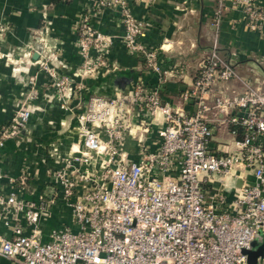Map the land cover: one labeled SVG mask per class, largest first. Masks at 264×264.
Returning <instances> with one entry per match:
<instances>
[{
	"label": "built area",
	"instance_id": "2783aa9c",
	"mask_svg": "<svg viewBox=\"0 0 264 264\" xmlns=\"http://www.w3.org/2000/svg\"><path fill=\"white\" fill-rule=\"evenodd\" d=\"M88 1L91 9L75 26L80 74L105 67L111 40L91 18L110 10L124 29L121 45L158 83L134 84L110 99L89 97L73 113L78 146L50 171V194L22 199L4 193L0 184V257L10 264H249L246 253L264 242V86L243 79L220 55L217 27L224 0H215L211 47L180 95L193 106L190 113L162 103L159 88L169 74L159 61L164 45L151 48L140 41L145 22L131 12L138 0ZM231 2L243 6L250 31H263L264 9L253 0ZM54 54L44 50L40 65L49 86L67 98L72 81L49 66ZM229 81L241 91L230 96L215 91ZM209 114L221 116L235 150L212 145ZM155 115L162 127L151 146L146 136ZM29 117L27 107L13 113L0 127V148L21 133ZM125 135L138 146L136 160L124 149ZM26 181L19 179L22 186ZM58 202L70 222L51 226ZM254 264H264V257Z\"/></svg>",
	"mask_w": 264,
	"mask_h": 264
},
{
	"label": "crops",
	"instance_id": "0c3cea01",
	"mask_svg": "<svg viewBox=\"0 0 264 264\" xmlns=\"http://www.w3.org/2000/svg\"><path fill=\"white\" fill-rule=\"evenodd\" d=\"M253 2L264 9V0ZM224 6L217 27L220 55L235 65L243 79L264 86V28L260 33L250 31L243 6L233 5L231 0H224ZM91 7L88 0H0V127L9 123L15 111L30 109L25 128L0 148V184L6 194L32 199L51 188L49 173L57 160L78 146L73 113L89 97L110 99L134 84L151 88L158 83L157 75L145 70L121 45L124 29L110 10L91 18L93 27L111 40L105 67L80 74L82 58L75 45V26ZM214 9L215 0H138L131 9L135 19L145 22L140 41L151 48L164 45L159 61L169 74L159 88L162 103L185 113H190L193 106L183 102L180 95L191 85L197 64L211 47ZM36 39L39 43L41 39L52 42L55 56L48 64L71 79L73 89L67 98L49 86V75L42 69L39 56L32 58ZM91 56L94 58L95 53ZM221 86L215 91L220 89L226 96L241 91L235 81ZM155 117L146 136L151 146L156 144L162 127L161 116ZM207 117L214 132L212 145L225 152L235 150L228 126L219 123L221 116ZM124 149L129 159H137L138 146L128 135L124 137ZM244 174L251 180L249 172ZM21 177L27 179L25 186L19 183ZM11 179L15 183H10ZM69 222L68 211L58 202L48 224ZM0 264L10 262L0 257Z\"/></svg>",
	"mask_w": 264,
	"mask_h": 264
},
{
	"label": "water",
	"instance_id": "95a60500",
	"mask_svg": "<svg viewBox=\"0 0 264 264\" xmlns=\"http://www.w3.org/2000/svg\"><path fill=\"white\" fill-rule=\"evenodd\" d=\"M36 41L38 42V40L36 39ZM52 42H49V41H46V46H44L42 43H36L35 44V53H34V55H33V59L34 60H36L37 58H38V56L39 55H41L42 53H43V51L44 50H46V49H50V50H52V48H53V46H52V44H51ZM237 184H239V182H237ZM51 191H52V189L51 188H49V190H47L46 192H45V194H50L51 193ZM256 244H253V246H255ZM247 254V256H248V263L249 264H254L255 263V261H256V259L258 258V257H261V258H263L264 257V242H263V244L262 245H260V246H258L257 248H256V250H254V251H251V252H247L246 253Z\"/></svg>",
	"mask_w": 264,
	"mask_h": 264
}]
</instances>
